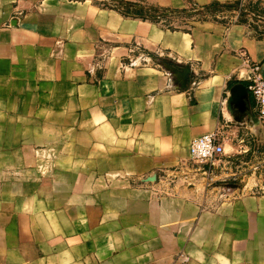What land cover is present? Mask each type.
Masks as SVG:
<instances>
[{"label": "crops", "instance_id": "0c3cea01", "mask_svg": "<svg viewBox=\"0 0 264 264\" xmlns=\"http://www.w3.org/2000/svg\"><path fill=\"white\" fill-rule=\"evenodd\" d=\"M239 50L264 77L245 23L0 0V264H264L263 132L226 107L230 82L247 84ZM185 66L182 88L171 68ZM217 131L221 161L192 162L191 142Z\"/></svg>", "mask_w": 264, "mask_h": 264}, {"label": "built area", "instance_id": "2783aa9c", "mask_svg": "<svg viewBox=\"0 0 264 264\" xmlns=\"http://www.w3.org/2000/svg\"><path fill=\"white\" fill-rule=\"evenodd\" d=\"M243 3L239 10L231 14L228 24H239L241 18H244L250 31L257 38H264V9L257 7V10L250 11L251 0H244ZM238 55L243 67L247 69V88L254 98L258 117L264 128V77L261 65L254 63L245 50H239ZM225 140L224 134L220 131L194 139L189 146L190 160L200 166H215L226 154Z\"/></svg>", "mask_w": 264, "mask_h": 264}, {"label": "trees", "instance_id": "16d2710c", "mask_svg": "<svg viewBox=\"0 0 264 264\" xmlns=\"http://www.w3.org/2000/svg\"><path fill=\"white\" fill-rule=\"evenodd\" d=\"M111 2L115 3V7L112 9L118 10L123 13L127 17H134L137 19H142L144 21H153L159 23L164 19H173V18H183V19H190L194 20L196 17L198 19L203 20L205 16L223 14L224 16L220 19V22L228 23V19L231 17L235 11L239 10L244 4V0L233 2V3H219L215 2L213 4L207 6H193L191 9H184V10H172L169 8H155V7H143L138 3L129 2L125 0H110ZM108 7V5L106 4ZM257 6L250 3L249 9L250 11L257 10ZM227 18V19H226ZM240 23H246L244 18H241ZM241 83L247 86L245 82L242 81H231L229 87Z\"/></svg>", "mask_w": 264, "mask_h": 264}, {"label": "water", "instance_id": "95a60500", "mask_svg": "<svg viewBox=\"0 0 264 264\" xmlns=\"http://www.w3.org/2000/svg\"><path fill=\"white\" fill-rule=\"evenodd\" d=\"M171 71L178 78L181 87L185 88L191 68L189 66L181 69L171 68ZM226 107L235 122L246 124L245 119L247 118V123L251 128H254V133L258 135V131L261 130L264 138V128L261 120L251 115L250 93L244 84L238 83L230 88Z\"/></svg>", "mask_w": 264, "mask_h": 264}, {"label": "rangeland", "instance_id": "374dc122", "mask_svg": "<svg viewBox=\"0 0 264 264\" xmlns=\"http://www.w3.org/2000/svg\"><path fill=\"white\" fill-rule=\"evenodd\" d=\"M105 4L108 5V8L112 9V7H115V3L111 2L110 0H103ZM139 4V3H138ZM141 5V4H140ZM142 6V5H141ZM144 7V6H143ZM224 15L223 14H217V15H207L205 16V18L203 19L204 21H216V22H220L221 18L223 17ZM199 17H196V19L194 20H198V21H201L200 19H198ZM202 20V21H203ZM153 22V21H151ZM189 22H190V19H183V18H173V19H164L162 21H160L159 23H163V25H171L173 27H187L189 25ZM154 23H157V22H154ZM255 159V158H253ZM260 160V159H259Z\"/></svg>", "mask_w": 264, "mask_h": 264}]
</instances>
